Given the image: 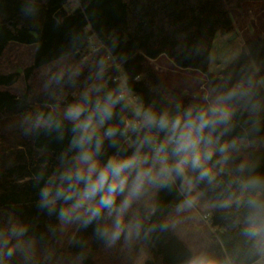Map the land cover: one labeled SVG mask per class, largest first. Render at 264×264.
<instances>
[{
  "label": "trees",
  "instance_id": "16d2710c",
  "mask_svg": "<svg viewBox=\"0 0 264 264\" xmlns=\"http://www.w3.org/2000/svg\"><path fill=\"white\" fill-rule=\"evenodd\" d=\"M3 1L16 3L17 8L8 10V17L0 21V61L10 43L36 45L31 67L0 75V257L4 264H256L264 259V38L247 42L218 75L210 73L216 37L235 33L231 14L244 19L248 4L264 0H79L76 10L68 9L73 0ZM62 9L67 15L57 20L55 15ZM37 16L41 21L31 22ZM90 36L104 48L94 55L93 64L78 73ZM162 56L181 70L206 76L219 97L214 105L231 112L227 123L211 132V143L202 142L198 148L212 152L205 165L212 171L225 165L220 184L199 180V170L186 165L184 176L173 172L167 186L146 182L141 194L132 198L131 213L128 209L124 213L134 232L127 244L97 233V228L115 230L109 227L104 210L87 226L81 222L68 247L59 249L60 211L75 197L67 204L58 200L60 206L52 215L56 205L42 204L41 189L71 163L75 149L70 147L72 122L51 107L83 104L84 115L91 112L97 120V103L103 106L109 93L119 94L121 86L114 79L121 73L140 104L157 113L168 111L174 118L189 106H205L202 100L185 99L162 83L150 64ZM62 60L68 61L65 72L41 88L38 74ZM22 76L26 82L22 96L4 90ZM134 117L129 105L119 103L97 131L103 137L107 128H118L114 137L103 139L102 166L110 156H130L145 137L152 141L141 148L148 156L164 142L163 131L148 128L125 143V121ZM204 135L208 137L209 130ZM171 149V144L166 146L168 163L174 165L178 157ZM134 176L135 171L129 176L127 192ZM155 193V208L149 213L147 201ZM252 200L258 207L249 203ZM188 201L201 216L209 217L215 229L209 245L196 254L166 221ZM116 203H121L119 196Z\"/></svg>",
  "mask_w": 264,
  "mask_h": 264
},
{
  "label": "clouds",
  "instance_id": "9594fccd",
  "mask_svg": "<svg viewBox=\"0 0 264 264\" xmlns=\"http://www.w3.org/2000/svg\"><path fill=\"white\" fill-rule=\"evenodd\" d=\"M227 98L230 99L231 94ZM122 100H124L123 95L117 94L114 97L109 93L103 106L97 103L98 123H94L93 115H84L86 108L83 104L68 106L65 118L73 124L74 135L70 147L75 149V155L71 163L58 176L54 174L50 183L41 189L42 204L48 206L56 205L61 199L67 204L75 197L73 203L60 211V217L68 222L73 219L82 220L87 226L93 219H99L104 210L110 217L115 213L114 231L110 232L108 227L96 230L99 235H110L112 239L119 237L124 223L123 214L131 206L132 198L139 196L144 190L146 182L148 184L159 182L161 186H167V180L172 178L173 172L178 176H184L186 165H190L193 170H199V180H207L211 183L215 179L212 169L202 162V157L204 161L211 160L212 152L202 153L198 148L202 142L211 143V132H214L218 125L227 123L231 116L227 108L212 104L198 109L189 106L183 114H177L174 118L168 111L157 113L151 107L145 108L141 105L134 115L142 117V122L137 125L132 121H126L125 130L157 128L165 133L164 142L155 148L151 163L148 154L141 152L144 143H152L148 137H145L130 156L120 159L115 155L110 156L101 167L99 153L103 139L114 137L118 128H107L103 137L98 136L97 131L112 118L113 109ZM206 129L209 130L208 137L204 135ZM169 144L172 145V155L178 157L174 165L168 163L166 146ZM157 163L160 165L158 169L155 167ZM141 164L148 167L140 169ZM133 171L135 176L132 178V186L118 206L117 197L125 192L129 184V176ZM80 185L83 187H78ZM189 186H191L190 181ZM97 196H99L98 201ZM187 203L190 205L192 201ZM249 203L258 207L254 200Z\"/></svg>",
  "mask_w": 264,
  "mask_h": 264
},
{
  "label": "rangeland",
  "instance_id": "374dc122",
  "mask_svg": "<svg viewBox=\"0 0 264 264\" xmlns=\"http://www.w3.org/2000/svg\"><path fill=\"white\" fill-rule=\"evenodd\" d=\"M79 0H73L72 3L69 4L68 9L76 10L79 8ZM17 8L16 3L7 4L5 1L0 0V21L6 19L8 17L9 11H14ZM9 10V11H8ZM246 16L244 19H240L238 15L231 14L234 24L236 25L235 30V37L234 34L230 35L226 39V49L222 48L219 41L215 43V50L213 55V61L216 58H223V62L225 61L226 64L232 61L233 55L240 54L242 52L241 45H245L249 41H255L258 39L264 38V2L256 3V4H248L246 7ZM33 16V14H29ZM42 18L33 17L35 23H39ZM34 53L35 47L33 46H24L18 45L15 43H10L5 51L4 57L0 61V75H9L13 74L17 71L22 72L24 69L31 67L34 60ZM95 62L94 55H86L83 56L81 61L78 64V73L91 64ZM67 60H62L56 63L52 68L43 69L37 76L36 81L38 82L39 86L42 88L43 86L50 85L53 79L65 72L67 68ZM152 68L157 72L160 80L163 84L171 89H176L181 92L183 98H198L202 100L206 105L212 104L214 105L218 100L219 97L212 91V89L208 85L207 77L202 75L199 72H193L189 70H181L177 68L172 61H170L167 57H161L157 60L150 62ZM158 70V71H157ZM37 84V86H38ZM10 91L15 96H20L25 93L26 91V82L24 76H22L19 81L12 87L4 89ZM75 100V97L72 98ZM66 103V101H64ZM68 106H52L51 109L56 113L65 117V112ZM83 119V117H82ZM94 123H98V119L94 120ZM106 124V122H105ZM105 124L103 126H105ZM102 127H99L100 129ZM241 144L244 147H247V143L242 141ZM155 155V153L153 154ZM151 163V161L149 160ZM204 165H207L209 160L202 161ZM145 164H141L139 166H144ZM157 165H159L157 163ZM160 166V165H159ZM102 167V164H101ZM215 175V183L217 185L220 184V176L225 172V165L219 164L215 166L214 170L212 171ZM128 195L127 187L125 192L120 195L121 201L124 199L125 196ZM155 199V195H151L147 201V211L149 213L152 212L153 209V202ZM139 204V203H138ZM132 211V204L128 208V212L131 213ZM194 214L195 222L198 226L203 227L206 226L207 229H210V225L203 219L192 205H187L186 207L180 209L176 214L172 215L169 220V223L172 227L177 228L180 232V222H182L185 216H191ZM124 215V214H123ZM115 219V215L111 216V220ZM82 220H75L73 219L71 222L65 221L59 216V226L61 236L58 241V247L61 250H64L68 247L71 240L73 239L74 235L76 234ZM125 222V219H124ZM129 230H132L126 222L123 223L121 234L122 239L125 241L128 240L130 237ZM133 231V230H132ZM134 233V232H133ZM119 238V237H118ZM2 243V234L0 232V246ZM209 239L201 240L198 244L193 246L192 251L193 253H198L201 249H203L206 245H208ZM126 244V243H125ZM0 264H4L2 258L0 257ZM256 264H264V259L260 260Z\"/></svg>",
  "mask_w": 264,
  "mask_h": 264
},
{
  "label": "crops",
  "instance_id": "0c3cea01",
  "mask_svg": "<svg viewBox=\"0 0 264 264\" xmlns=\"http://www.w3.org/2000/svg\"><path fill=\"white\" fill-rule=\"evenodd\" d=\"M72 3V2H71ZM233 35V34H232ZM235 36V34H234ZM230 37L229 36H222V35H218L215 39V42L213 44V48H212V53H211V63H210V73L213 74V75H218L220 72H222L229 64H231L239 55V53L237 55H233V59L232 61H230L229 63L226 64V62L224 61L223 62V58L220 57V58H216L214 61H213V55H214V50H215V43L217 41L220 42L222 48L226 49V39ZM19 45V44H18ZM26 46V45H24ZM33 47H35V51H36V45H32ZM245 46V45H244ZM243 45H241V50L243 49L244 47ZM162 57H165V56H162ZM161 58V57H160ZM152 62V61H151ZM33 65V64H32ZM158 71V70H157ZM193 72H196V71H193ZM23 95V94H22ZM20 95V96H22ZM18 96V97H20ZM99 130V129H98ZM154 155H149V160L151 161V158L153 157ZM155 199H154V202H153V209H152V212L154 211V208H155V203H156V197H157V194L155 193ZM119 199H121V197L119 196ZM187 205H189L188 203L184 204L182 207L174 210L170 215H168L166 217V221L168 223V225L170 226V228L176 233V235L181 239V241L188 247V249L190 251H192V248L193 246H195L196 244H198L201 240H203V238L205 240H208L209 239V242L211 240V236L212 234L215 232V229H213L211 227V224H210V220L209 219H205L203 217V219L210 225V229H207L206 226H203V227H200L198 226V224L195 222V217H194V214H192L191 216H185L182 220V222H180V232L177 230V228L175 227H172L169 223V220L170 218L172 217V215L176 214L180 209L186 207ZM193 207V206H192ZM195 209V208H194ZM115 215V213L113 214ZM125 223V222H124ZM108 225L109 227H112L114 226V220L112 221L111 220V217L108 215ZM127 233H130V237L128 238L127 241H125V243L127 244L134 236V233L132 230H129V232ZM121 234V233H120ZM122 237V235H119V238L117 239H120ZM209 245V244H208ZM207 247V245L203 248L205 249ZM201 249V250H203ZM200 250V251H201ZM199 251V252H200ZM193 252V251H192ZM198 252V253H199ZM196 254V253H195ZM200 264H203V263H200Z\"/></svg>",
  "mask_w": 264,
  "mask_h": 264
},
{
  "label": "built area",
  "instance_id": "2783aa9c",
  "mask_svg": "<svg viewBox=\"0 0 264 264\" xmlns=\"http://www.w3.org/2000/svg\"><path fill=\"white\" fill-rule=\"evenodd\" d=\"M90 46L88 48L87 55H95L99 51H101L104 46L95 38V36L89 37ZM106 59L108 62H113L112 55L110 53H107ZM113 66H116L119 68L116 64H113ZM140 78H137L136 81H139ZM114 82L116 84H120L121 90L119 92L120 95L124 96V100L120 101L122 104L129 105L133 111L135 112L137 108L141 106L139 97L135 94L131 93L128 89L127 82H126V76L124 73H121L116 79H114ZM126 121H132L135 124L139 125L142 122V117L135 116L133 119H127ZM125 121V122H126ZM148 128H140L138 131H132V130H125L124 129V135H125V143H130L132 135L141 132L143 130H147ZM155 171V170H154ZM205 219H209L208 216L204 217Z\"/></svg>",
  "mask_w": 264,
  "mask_h": 264
},
{
  "label": "water",
  "instance_id": "95a60500",
  "mask_svg": "<svg viewBox=\"0 0 264 264\" xmlns=\"http://www.w3.org/2000/svg\"><path fill=\"white\" fill-rule=\"evenodd\" d=\"M67 15V11L65 9H62L60 12H58L56 15H55V18L58 20H61L62 18H64L65 16ZM235 37V36H234ZM89 115H91V112H89ZM60 205H56L52 211H51V214L52 215H55V213L57 212L58 208H59Z\"/></svg>",
  "mask_w": 264,
  "mask_h": 264
}]
</instances>
